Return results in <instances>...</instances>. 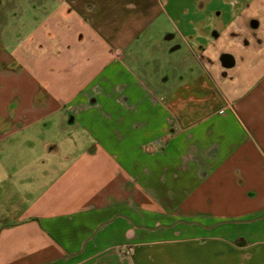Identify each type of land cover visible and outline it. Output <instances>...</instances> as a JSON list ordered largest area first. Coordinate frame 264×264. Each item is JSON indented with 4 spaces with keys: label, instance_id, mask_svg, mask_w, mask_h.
<instances>
[{
    "label": "crops",
    "instance_id": "crops-1",
    "mask_svg": "<svg viewBox=\"0 0 264 264\" xmlns=\"http://www.w3.org/2000/svg\"><path fill=\"white\" fill-rule=\"evenodd\" d=\"M20 4L0 264H264V0L214 30L177 26L202 0H31L9 48Z\"/></svg>",
    "mask_w": 264,
    "mask_h": 264
},
{
    "label": "rangeland",
    "instance_id": "rangeland-1",
    "mask_svg": "<svg viewBox=\"0 0 264 264\" xmlns=\"http://www.w3.org/2000/svg\"><path fill=\"white\" fill-rule=\"evenodd\" d=\"M21 9L19 18H15L13 15V10L5 12V19L2 28V39L9 48L15 47L16 44H19L21 40H24L28 33L32 32L34 28L38 25V19L42 17L41 14L35 12L31 6V0H19ZM204 3H207L206 9L191 8L190 12L179 18H175L178 27H182L187 22H193L196 24L208 23L211 30L220 27H228L233 23L234 19L242 12L247 5L250 4L251 0H202ZM262 2V0H260ZM34 12V13H33ZM16 13V12H15ZM259 14V13H258ZM250 16V14H249ZM260 16V15H259ZM257 17V15H256ZM249 22L246 19V24ZM261 30H264V25H261ZM259 32V31H258ZM264 53L258 55V57L263 56ZM254 61L259 60V58L254 57ZM257 70V68H256ZM264 69L257 70L258 73H262ZM47 155V154H46ZM45 155V156H46ZM47 157V156H46ZM5 206L2 207V209ZM264 216V215H263ZM264 224V219L259 223ZM244 227V226H243Z\"/></svg>",
    "mask_w": 264,
    "mask_h": 264
},
{
    "label": "clouds",
    "instance_id": "clouds-1",
    "mask_svg": "<svg viewBox=\"0 0 264 264\" xmlns=\"http://www.w3.org/2000/svg\"><path fill=\"white\" fill-rule=\"evenodd\" d=\"M235 2V0H233V3Z\"/></svg>",
    "mask_w": 264,
    "mask_h": 264
}]
</instances>
